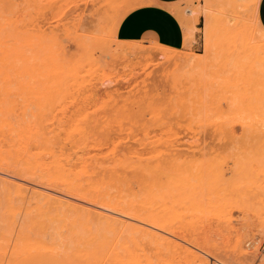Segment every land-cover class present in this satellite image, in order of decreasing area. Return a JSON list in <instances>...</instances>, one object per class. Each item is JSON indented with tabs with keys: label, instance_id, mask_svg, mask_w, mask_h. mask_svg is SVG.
<instances>
[{
	"label": "rangeland",
	"instance_id": "1",
	"mask_svg": "<svg viewBox=\"0 0 264 264\" xmlns=\"http://www.w3.org/2000/svg\"><path fill=\"white\" fill-rule=\"evenodd\" d=\"M142 1L0 0V264H264L259 0Z\"/></svg>",
	"mask_w": 264,
	"mask_h": 264
},
{
	"label": "crops",
	"instance_id": "2",
	"mask_svg": "<svg viewBox=\"0 0 264 264\" xmlns=\"http://www.w3.org/2000/svg\"><path fill=\"white\" fill-rule=\"evenodd\" d=\"M186 0H143L118 26L123 40L154 41L179 47L184 44V27L176 14ZM258 19L264 28V0H259ZM201 20V19H199Z\"/></svg>",
	"mask_w": 264,
	"mask_h": 264
},
{
	"label": "bare ground",
	"instance_id": "3",
	"mask_svg": "<svg viewBox=\"0 0 264 264\" xmlns=\"http://www.w3.org/2000/svg\"><path fill=\"white\" fill-rule=\"evenodd\" d=\"M7 2V1H6ZM3 6V5H2ZM4 30V29H3ZM6 30V29H5ZM5 32V31H4ZM1 35H2V33H1ZM2 37V36H1ZM12 76V75H11ZM249 139V138H248ZM263 229V228H262ZM160 230V229H159ZM264 231H262V233H263ZM262 233H258V234H255L254 235V242L255 243H260V241H261V236H263L262 235ZM260 245V244H259ZM243 264V263H242Z\"/></svg>",
	"mask_w": 264,
	"mask_h": 264
},
{
	"label": "built area",
	"instance_id": "4",
	"mask_svg": "<svg viewBox=\"0 0 264 264\" xmlns=\"http://www.w3.org/2000/svg\"><path fill=\"white\" fill-rule=\"evenodd\" d=\"M262 251H263V253H264V243H263V246H262Z\"/></svg>",
	"mask_w": 264,
	"mask_h": 264
}]
</instances>
